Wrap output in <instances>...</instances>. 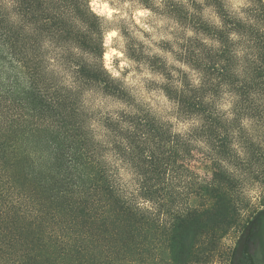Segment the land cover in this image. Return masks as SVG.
<instances>
[{
  "label": "trees",
  "instance_id": "1",
  "mask_svg": "<svg viewBox=\"0 0 264 264\" xmlns=\"http://www.w3.org/2000/svg\"><path fill=\"white\" fill-rule=\"evenodd\" d=\"M218 13L219 27L191 19L196 36L185 39L179 56L197 71L203 49L212 57L209 71L215 78L207 85L214 87V94L227 90L243 112L252 110L247 103L256 87L264 110V47L258 60L251 53L238 56L247 43L243 25L222 10ZM107 22L93 11L91 0H0V131L23 134L46 127L55 145L54 158L39 165L30 153L0 141V202L10 201L12 210L26 208L38 218V224L28 228L33 239L40 228L61 231L72 226L93 263L109 261L121 244L131 243L135 226L151 223L158 229L153 241L165 246L173 264H191L196 247L207 238L213 241L233 223L238 210L235 189L241 185L224 165L232 158L235 122L218 108L211 113L207 140L215 150L216 172L210 180L196 177L189 183L181 166L186 156L181 135L150 113L121 111L116 113L119 120L103 116L101 124L108 132L98 135L83 110L84 93L96 88L124 100L119 81L104 65ZM233 33L240 39L233 41ZM199 35L220 46L205 44ZM160 73L167 81L163 91L180 115L194 118L208 107L201 98L209 89L202 92L187 73L180 71L175 79L165 65ZM261 122L264 129V116ZM117 162L135 174V189L121 184ZM144 203L172 208V216L166 222L150 218L141 207ZM255 221L248 229L264 232V212ZM164 229L169 233L161 240L159 231ZM252 241L243 245L246 264H256Z\"/></svg>",
  "mask_w": 264,
  "mask_h": 264
},
{
  "label": "rangeland",
  "instance_id": "2",
  "mask_svg": "<svg viewBox=\"0 0 264 264\" xmlns=\"http://www.w3.org/2000/svg\"><path fill=\"white\" fill-rule=\"evenodd\" d=\"M255 3L258 7L249 10V14L257 23L256 25H250L241 21L228 10L226 7L227 0H203V3L200 0H187V4L194 9L192 12L180 0H91L93 11L108 21L106 23L108 31L105 36L104 65L111 75L119 81L124 91V100L106 96L96 88L86 92H91L93 98L99 96L118 100L135 109V112H148L160 122L169 124L173 129V124L163 119L157 110L148 103L143 102L139 97V89L129 87L126 81L129 77L135 80L137 76H140L144 71V66H147L148 70L153 73L161 74L160 68L165 65L171 73L173 71L177 73L174 76L175 79L180 77V71L183 70L169 66L158 55L148 56L147 52L151 51V48L140 37L151 40L153 35H171L173 37L171 41L160 40L152 43L155 47H159L164 51L173 52V44L181 50L182 46L185 45V39L189 38L186 36V30L191 29V19L196 22L202 20L210 25H215L210 18H206L203 14L206 7H213L218 16L219 9L242 23L241 33L247 43L242 49L244 55L240 57H245L246 53H251L252 57L258 60L263 53L261 48L264 47V2L255 0ZM11 12H13V9H10ZM144 12H150L151 15L142 16L141 14ZM145 26L150 31L146 30ZM249 47L253 48V51H248L247 48ZM179 54L174 53L177 59L182 61ZM198 59L197 72L201 74V85L198 88L202 92H204L202 89H209L201 98L202 102L208 105L207 108L204 106L203 109L206 108V111L209 110V112L205 113L206 111L204 112L202 109L199 115L194 118L180 115L177 105L165 95L176 106L173 111L166 113V115L174 116L180 122L193 119L200 122L198 127L194 126L188 133L181 135L184 143L183 155L186 154L181 163L184 170V180L187 183L193 182L196 177L198 181L210 180L213 173L216 172L215 162L212 159L215 150L210 144L211 141L207 140L209 136L207 130L209 129L210 115L218 108L226 119L235 122L234 130L230 132L232 138L231 149L233 154L235 153L238 157L233 158L232 154L233 159L230 158L229 165L227 163L224 165L228 167L229 172L236 181L240 182L241 187L239 188V185H237L238 189H235L238 210L233 217V223L222 232H219L213 241L207 238L205 243L198 245L195 250L196 254L194 253L189 261H191V264H246L243 258V245L250 237L248 226L257 215L264 212V174L260 173L263 170L262 165H264V129L261 125V118L264 116L263 99L261 95H258L259 90L255 87L253 94L249 97V103H247L252 110L240 112L239 108L236 109L238 99L233 94L227 92V90L223 92L216 91L218 93L216 96L214 87L207 85V83H213L215 78L213 71H209V65L212 64L211 55L209 56L201 49ZM143 82L148 90L159 88L163 91L164 84L158 85L153 81ZM132 92H136L137 96H133ZM225 94L235 97L232 101V107L229 109L232 114L231 117H229L228 112L223 111L220 107L221 103L224 102ZM82 101L83 110L85 109V114L91 119V126L94 122L101 124L102 117L110 114L104 113L102 115L100 110L94 111L84 103V96ZM117 112L121 111L116 110ZM245 120L250 121L247 130L242 124ZM48 130L46 127H37L31 132L18 134L16 130L7 129L0 131V141L21 153H30L35 161L42 165L49 163L55 155L54 136ZM94 130L98 135L102 134L98 129ZM233 145H238L244 155L240 156ZM116 166L121 184L129 187V190L135 189L137 178L133 171L119 162L116 163ZM254 185H258L262 190L261 196L255 199L245 197L243 195L245 186ZM139 203H142V201ZM12 205L13 203L10 201L0 202V229H6L4 233L0 234V248L3 251V254H0V264H31L28 258L35 256L39 259H36L33 264H37V262L39 264L45 262H47L46 264L174 263L172 255L165 249V246L156 244L153 241L152 235L158 233V229H155L151 223H147L143 228L138 225L135 226L130 232L131 243L121 244L109 261L93 263L89 252L79 241L77 232L72 226L57 231L51 227L44 229L37 225L43 231L40 230L36 234V238L33 239L28 237L31 232L28 228L36 226L38 218L26 208L20 207L18 210H12ZM144 205L141 207L148 210L147 215L150 218L156 216L166 222L169 220V216H172V208H163L153 203H144ZM168 233L169 230L167 229L159 231L162 236L161 240H164L165 234ZM260 250L258 264H264V247L261 246ZM43 260H45L44 263Z\"/></svg>",
  "mask_w": 264,
  "mask_h": 264
},
{
  "label": "clouds",
  "instance_id": "3",
  "mask_svg": "<svg viewBox=\"0 0 264 264\" xmlns=\"http://www.w3.org/2000/svg\"><path fill=\"white\" fill-rule=\"evenodd\" d=\"M180 2H183L185 6L188 8L190 12L194 11V9L191 7V5L187 4V0H180ZM201 3H203V0H200ZM261 2H264V0H261ZM228 10H230L232 13H234L237 18H239L241 21L250 24V25H256V20L252 18L249 14V10L256 9L258 5L255 3V0H227V6ZM204 16L206 18H210L211 21L216 26H221V20L217 13L215 12L213 7H206L204 9ZM142 16H150V12H144L141 14ZM146 30H149L147 26H145ZM186 36L189 38H192L196 36V33H194L191 29L186 30ZM142 40H144V43L151 48V51L147 52L148 56L152 55H158L162 57L169 66H174L177 69H182L185 73H188L191 79V82L194 86L199 87L201 85V74L195 71L194 69L190 68L186 63L180 61L177 59L176 55L174 53H180V48H178L175 44L172 45L173 52L164 51L159 47H155L153 45V41H160V40H168L171 41L173 37L171 35L167 34H161L159 36L153 35L151 40H145L143 37H140ZM233 41L239 40L240 37L237 36L235 33L231 34L230 37ZM199 39H201L205 44L213 45L214 47H219V43L216 41H211L207 39L204 36H200ZM238 56H243L244 51H238ZM173 76H176V72H172ZM143 81H153L156 84H165L167 83L165 77L162 74L159 73H153L148 70L147 66H144V71L140 76H137L135 80L131 79L129 77L126 81V83L131 88H138L139 89V97L143 100V102L148 103L151 107L157 110V112L160 114V116L165 119L167 122L174 125L172 131L174 133L185 135L188 133L192 127H198L199 121L198 120H191L186 122H180L178 121L174 116L166 115V113H169L174 110L176 107L174 104H172L165 96L164 92L160 90L159 88L154 90H148L146 87V84ZM178 88L181 87L179 83L176 85ZM133 96H137L136 92H132ZM235 99V97H232L228 94H225L224 102L221 103L220 107L223 111L228 112L229 117H231V112H229V109L232 107V101ZM139 102V100H138ZM84 103L87 106H90L94 111L100 110L101 114L104 113H110L112 115L113 120H119V116L116 114V110L123 111L125 113H132L134 114L135 109L130 108L129 106L125 105L124 103L118 101V100H112L111 98H101L99 96H96L93 98V94L91 92H86L84 94ZM243 126H245L246 130L248 129V126L250 124V121H243ZM92 127L94 129H98L101 133H107L108 130L103 127L102 124L93 123ZM124 127H127V125H124ZM100 139L101 137H97ZM240 156H243L244 153L240 151L238 145H233ZM231 170V169H230ZM262 194V190L258 185L254 186H245L243 190V195L249 199H255L259 198Z\"/></svg>",
  "mask_w": 264,
  "mask_h": 264
},
{
  "label": "flooded vegetation",
  "instance_id": "4",
  "mask_svg": "<svg viewBox=\"0 0 264 264\" xmlns=\"http://www.w3.org/2000/svg\"><path fill=\"white\" fill-rule=\"evenodd\" d=\"M257 217H258V215L251 222H256L255 220ZM249 226H250V224H249ZM259 228L255 227L254 229H252V228L248 229V232L250 234V238L247 239L248 242H250V240H253L251 243V247H252V252L254 254V259L256 261V264H258V257L260 256L261 246L264 247V232H261V229L259 232ZM261 228H264V222L261 223Z\"/></svg>",
  "mask_w": 264,
  "mask_h": 264
}]
</instances>
